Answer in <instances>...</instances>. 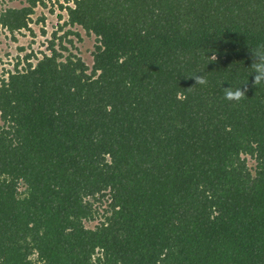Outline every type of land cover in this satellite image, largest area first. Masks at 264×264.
<instances>
[{
  "label": "trees",
  "instance_id": "obj_1",
  "mask_svg": "<svg viewBox=\"0 0 264 264\" xmlns=\"http://www.w3.org/2000/svg\"><path fill=\"white\" fill-rule=\"evenodd\" d=\"M23 2L0 9L14 41L47 6ZM57 4L0 78V264H264V0Z\"/></svg>",
  "mask_w": 264,
  "mask_h": 264
},
{
  "label": "rangeland",
  "instance_id": "obj_2",
  "mask_svg": "<svg viewBox=\"0 0 264 264\" xmlns=\"http://www.w3.org/2000/svg\"><path fill=\"white\" fill-rule=\"evenodd\" d=\"M62 2V0H59ZM23 0H0V9L4 6L11 7H21L23 6ZM46 7H38L33 16L34 22L32 23V28L34 29L36 35L33 37L29 32L25 35H17L16 41L12 40L10 35L4 30L0 29V78L4 75V72L8 69H12L16 63V57H24L26 51H20V47H26L28 52L33 50L39 51V49L46 48L47 38L51 36V33L59 28L65 18L66 12L60 10L57 0H46ZM59 15H63L64 18L59 19ZM41 17H44L45 23L36 22ZM45 29L48 34L44 36L42 34V29ZM69 29V28H68ZM74 31L80 33V38L75 35H71L70 39L73 40V46L71 44L66 45L74 54L82 57L88 65H92L91 52L94 48L95 37L88 36L82 29L75 28ZM60 33L59 35H61ZM254 161L250 162L253 165Z\"/></svg>",
  "mask_w": 264,
  "mask_h": 264
},
{
  "label": "clouds",
  "instance_id": "obj_3",
  "mask_svg": "<svg viewBox=\"0 0 264 264\" xmlns=\"http://www.w3.org/2000/svg\"><path fill=\"white\" fill-rule=\"evenodd\" d=\"M250 56L252 63L249 67L251 69L252 87H256L261 83H264V44L257 45L256 48L250 50ZM195 81V85H206L207 80L205 77L195 75L191 77ZM194 85V86H195ZM247 84L244 87L224 88V99L230 102H239L246 97Z\"/></svg>",
  "mask_w": 264,
  "mask_h": 264
}]
</instances>
